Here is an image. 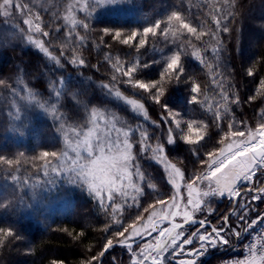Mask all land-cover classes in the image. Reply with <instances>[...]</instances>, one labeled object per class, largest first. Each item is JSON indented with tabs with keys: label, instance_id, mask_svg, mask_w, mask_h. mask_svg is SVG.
Masks as SVG:
<instances>
[{
	"label": "trees",
	"instance_id": "1",
	"mask_svg": "<svg viewBox=\"0 0 264 264\" xmlns=\"http://www.w3.org/2000/svg\"><path fill=\"white\" fill-rule=\"evenodd\" d=\"M117 1L119 3L117 8L105 10L96 17L86 12H80L76 17L77 21L89 23L93 29L91 32L76 29L80 36L85 37L86 43L83 47H79L71 42L69 47H75L77 55L85 59L86 65L83 67L73 65L67 59L57 63L35 45L26 42V46L22 47L21 44L13 43L0 48V81H8L7 77L11 75L12 81H15L17 76L20 87L22 86L21 92L28 97V89H32L40 98L36 100L39 102L41 100L48 102L50 95L57 92L54 83L62 81L60 95L57 96L55 93L56 101H53V104L64 113L69 126L86 125L92 108L110 110L126 124L131 131L136 149L135 159L143 175L139 203L129 204L123 214L127 226L139 214L146 219L148 214L143 213V209L154 204L157 199H167L175 189L166 177L163 166L158 164L149 152L141 150L138 142L141 131H146L151 140H156L158 135L168 159L172 162L179 161L185 177L190 178L199 170L201 160L219 146L227 117L221 121L208 107L192 100L190 77L197 78L205 93L204 98L208 99L210 105L214 104L218 96L211 81L212 74L206 70L201 60L190 52L182 55L184 75L181 81L169 84L162 103L168 105L171 110L180 109L184 113L189 112L188 121H203L207 125L206 135L197 144L184 141L179 143L176 136L172 142H169L167 122L164 121L162 110L144 92H138V89L126 82L120 84V91L124 96L137 99L144 104L147 115L142 116L131 109L121 96L115 95L105 86V83H110L111 80L112 63L117 61L129 64L139 61L140 66L135 78L145 81L158 80L167 63L163 57L165 42L163 39H158L138 50L136 47L118 43L109 48L100 44L99 31L105 28L121 29L126 32L142 31L150 24L155 14L159 15V19L165 20L175 9L185 14L194 25L199 26L206 11L201 7L204 0ZM177 3L181 10H177L179 6H176ZM237 3L241 12L240 22L245 18L248 19L251 12L259 14L264 11V0H237ZM64 13L62 18L56 21L57 25H64L63 30L57 32L61 33L62 37L64 32L69 31L63 20ZM0 22H2L1 18ZM258 27L249 32L242 29L240 31L238 27V35L229 38L226 48L220 53L217 61L231 74L230 76L226 74L227 81L232 85L231 90L238 92L241 97L238 104L232 105L229 116H234L237 120L245 119L249 123L255 122L259 107L264 106V102L261 101L247 102L248 97L255 93L258 78L264 76V65L255 77H249L246 71L264 55V26ZM14 38L17 40V35ZM247 40L250 42L248 46ZM50 51L54 55L60 54L54 48H50ZM109 55L112 57L111 62L105 59ZM207 55L206 59L209 63H213L212 58L215 59L217 56L211 49L208 50ZM152 60L156 62L152 63ZM3 101L4 98L0 97V155L13 158L19 153L36 155L45 150L50 151L52 146L49 145V135L59 129V121L52 115L47 117L35 114L28 118L29 120L26 118L18 123L9 117ZM156 122L160 125V129L156 127ZM59 143L55 144V151L60 149ZM13 175L10 169L0 166V194L7 193L14 196V203L10 208L12 213L8 214L9 219L0 222V229L10 228L14 232V237L0 247V264H54L55 261H63V264H83L89 256L87 248L98 251L106 239L122 227L121 224L111 222V218L87 185L69 186L62 179L55 180L46 191L44 198L35 200L34 197L31 198L26 194L24 188L27 184L39 187L37 183L41 180L40 177L25 181L20 178L13 179ZM258 180L259 185H262L264 174H258L255 183ZM229 210L230 208L219 210L211 219L213 225L224 227V217L229 214ZM263 213L264 199L255 202L249 216H245L241 230ZM229 222L232 226V221ZM105 225L108 227L105 228ZM62 228L74 230L75 233L84 231L85 236L82 240L76 241L67 232L61 231ZM238 237L235 238L229 233L227 238L230 242L222 249L218 247V250L216 249L218 253L200 260L198 264H219L220 258L229 252L228 247H234L236 242H240L239 246L244 245L245 248L248 235L243 234L242 240ZM221 250L223 252L220 253ZM130 261L131 252L126 245H114L102 258V264H130Z\"/></svg>",
	"mask_w": 264,
	"mask_h": 264
},
{
	"label": "snow or ice",
	"instance_id": "2",
	"mask_svg": "<svg viewBox=\"0 0 264 264\" xmlns=\"http://www.w3.org/2000/svg\"><path fill=\"white\" fill-rule=\"evenodd\" d=\"M105 2L106 0H99V3ZM91 4L92 0H78L76 4L67 5L68 15H65L63 20L69 31L63 34L65 41L79 47L85 45V37L80 36L76 29L85 32H91L93 29L89 23L77 21L74 13L89 11ZM237 4V0H204L201 7L206 11L199 26L194 25L182 12L175 11L166 20H157L142 31L126 32L108 28L98 30L100 44L109 48L117 43L140 49L158 39L179 41L181 50L168 57L158 80L136 79L139 61L135 64L117 61L112 63L110 83H105L115 95L122 96L145 115L147 110L144 104L137 99L124 96L120 91V84L126 82L148 93L162 110L164 121L168 125L169 142L175 139L177 129L184 133L183 139L191 144L199 143L206 135L207 125L203 121H185L178 112L162 103L169 84L181 81L184 75L182 65L184 53L190 52L201 60L206 70L212 74L211 81L218 96L214 104L210 105L208 99L204 98L205 93L197 78L190 77L192 100L208 107L221 121L227 117L219 146L201 160L199 170L190 178L185 177L179 161L172 162L168 159L162 143L159 141L153 143L148 133L141 131L138 141L141 150L149 152L165 166L175 188L167 199H157L154 204L143 209V213L148 214L146 220L139 214L125 226L123 214L129 204L139 203L143 175L135 159L136 149L131 131L126 125H121L114 114L106 111L101 113L97 108H92L86 125L69 126L64 113L56 104L49 105L47 101L41 100V107H46L59 121V130L64 136V148L58 151L45 150L35 156L19 153L9 158L0 155V166L11 170L14 173L13 179L31 181L33 177H45L52 173L76 174L98 198L111 222L122 225L119 231L106 239L98 251L87 248L89 256L83 264H102L104 253L114 245L129 246L130 264H164L165 254L171 253L181 257L179 264H196L197 257L210 245L230 242L227 238L229 234L222 225L208 226L202 231H194L191 236L184 231L185 226L196 219V214L202 210L209 196H226L245 214L253 209L256 201L264 199V186L254 181L258 173L264 172V106L259 107L254 123L229 116L232 105L238 104L241 97L238 92L231 90L232 85L227 81V76L231 74L217 62L229 38L238 35L241 12ZM34 8L42 11L55 8L57 12L59 11V5L54 0H48V7L45 6V0H38L32 7L14 0H2L0 3V13L5 16L13 15L12 10H16L23 25L24 36L46 56L57 63L67 59L73 65L81 67L86 65L85 59L77 55L75 47L66 48L61 44L57 49L59 55H54L50 51V48L54 47L53 41L60 39L55 33L63 30L64 25H57L56 21L46 22L40 11H33ZM209 49L217 54L215 59L212 58L213 63L206 59ZM105 59L112 61L111 55ZM262 65L264 55L246 70L247 75L257 76ZM6 84V81H0V85ZM61 85L62 81L53 85L57 89V96L60 95ZM27 98L40 99L32 89H28ZM256 101L264 102V76L258 78L255 93L247 100L248 103ZM235 210L234 208L232 211ZM208 211L211 212L212 208L209 207ZM237 215L242 227L245 215L240 213ZM224 221H227V217H224ZM203 223L207 225V220H203ZM107 227L108 225H105V228ZM61 231L67 232L76 241L82 240L85 236L84 231L75 233L68 228H62ZM231 234L238 237L240 231L237 228ZM13 237L12 229H0V247ZM193 239H198V247L191 246ZM54 264H63V261H55ZM237 264H264V238L253 244L247 257Z\"/></svg>",
	"mask_w": 264,
	"mask_h": 264
},
{
	"label": "rangeland",
	"instance_id": "3",
	"mask_svg": "<svg viewBox=\"0 0 264 264\" xmlns=\"http://www.w3.org/2000/svg\"><path fill=\"white\" fill-rule=\"evenodd\" d=\"M14 2H18L22 5L27 4L29 7H32V5L37 3L38 0H14ZM54 2L59 5V11L58 12H57V9H55V8H49V10H47V11H42L38 8H34L33 11H40L41 17L44 20H46L47 22L53 21L52 19H56L54 21H57L58 18L59 19L62 18L64 11H65L64 16L68 15L67 5L68 4H76L78 2V0H54ZM0 3H2V0H0ZM118 5H119V3L117 0H106L105 3H99V0H92L90 10L84 11L83 13L86 12L87 14H90L92 17H96V16L100 15L101 13H103V11H105V10H108L110 8H112V9L117 8ZM178 5L179 4L177 3L176 6H178ZM45 6L48 7V0H45ZM92 9H94V10H92ZM177 10H181L180 5L177 7ZM12 11H13V15L10 14L9 16H5V15H3V13H0V18L2 19V22H0V48L5 46V45H10L13 43L14 44H21L22 47L26 46V42L29 45H31L32 43L29 42L27 37L24 36V34H23V28H22L23 25L20 21L19 14L16 12L15 9H13ZM175 11H176V9L173 12H175ZM173 12L169 13L167 15V17L169 15H171ZM53 13H56V14L54 15ZM78 13H80V12L74 13L75 19H76ZM248 16H249L248 19L245 18L243 21L240 22V25H241V26H239L240 31L242 29L243 31L249 32L251 29L256 28V26L257 27L259 25H260V27L264 26V11L259 12V14L255 13V12H251ZM157 20H162V19H159V15L155 14L154 17H152V20L148 26L154 24ZM148 26H146V27H148ZM45 30H47V29H45ZM16 35H17V40H15V38H14V36H16ZM56 35L58 37H60V39L53 41L54 47H52V48L57 50L59 45H61V44H63L66 48L70 47L71 42L65 41L64 38L61 36V33H56ZM163 42H165V48L163 49V54H164L163 57H164V60L167 62L168 57L175 54L177 51H180L181 48H180L179 41L173 42V41L164 40ZM249 44H250V42L247 40L246 45L248 46ZM32 45H34V44H32ZM133 47H135V46H133ZM15 62L18 63L17 61H15ZM154 62H156V61L152 60V63H154ZM165 65H166V63H165ZM7 78L9 79L8 81H6L7 84L6 85H0V97L4 98V101H3L5 103L4 108L7 109L6 111L9 113V117H11L13 121L15 120L16 122L19 123L20 121H22L26 118H27L26 120H29L35 114L36 115L41 114V115H45L47 117L51 115L47 111L46 107H41V104L39 101H36L33 99H28L27 96H25L24 93L21 92L22 86L20 87V84L18 81L19 79L17 76H16L15 81H12V75H11V77L8 76ZM129 85L131 86V84H129ZM137 91L138 92H144L143 90H139V89ZM55 93L56 92H53L50 95V100L47 102L49 105L53 104L54 103L53 101H56V100H54V98L56 99ZM144 93L150 97V95L148 93H146V92H144ZM121 98L126 104H128L131 107V109L135 110L137 113L142 114V116H144L143 111H140V110L134 108L122 96H121ZM173 111L178 112L183 117V119L185 121H188L187 116H188L189 112L185 111V113H184L180 109H174ZM106 112L114 114L115 117L117 118L118 122L121 125H126L114 112H111L110 110H107ZM101 113H104V110H101ZM155 125L157 128H159V126H160L157 122L155 123ZM43 126H45V124H43ZM166 128L168 130V125ZM44 129L46 131V127H44ZM174 135L176 136L177 142H179V143L187 142L185 139H183L184 133L182 131H180L179 129H177V131L175 132ZM158 137L159 136L157 135V137H156L157 139L153 140V143H155V141H159ZM59 141H60V143H59ZM49 143H50L49 145L52 146V149L50 151H55L54 147H56L55 146L56 143L60 144L59 150L64 148L65 142H64L63 133L59 129L54 131V132H51L49 135ZM38 154H36V155H38ZM28 156H35V155H28ZM151 157H153V156L151 155ZM153 159H154V157H153ZM157 161L158 160H156V162ZM158 164L163 166L164 170L166 171V177H168V179H169L168 170L165 168V166L160 161H158ZM40 179L41 180L39 181V183H37V184H39V187H35V186H32L31 184H27L24 188L26 194L29 195V197H31V198L34 197L33 199H35V200H40V198H44L46 191L50 188L51 183L55 180L57 181V180L62 179L65 181L66 185L68 184L69 186H76V185H80V184L81 185H87L86 183L83 182L82 179L77 178L76 174H69L67 172L62 173V174L52 173L49 176H45V177L40 176ZM169 181H171V180L169 179ZM174 191H175V189H174ZM35 192H38V193H35ZM33 194H35V196H33ZM13 197H14L13 195H9L7 193L0 194V222L2 220L9 219L8 214L12 213V210L10 211V208L12 207L11 205L14 203ZM223 197H224V199H223ZM258 201H260V200H258ZM229 203H230V199H228L226 196H217V195L209 196L207 198V200L205 201V203L202 207V210L196 214V219L193 220L191 223H189L187 225V227L184 228V231L186 229L185 233L188 234L189 236H191V234L194 231L201 230V228H199L201 225L199 223L193 224V222L195 223L199 219L201 221H203V220H205L206 217L208 219H212L216 215L217 210L229 208L227 205ZM209 207L212 208L211 212L208 211ZM236 211H235V215L237 213ZM228 215L229 214H227V216ZM258 217H260V215L257 216L256 218H254L252 221L259 220L256 223H259L258 225L261 226L264 224V216L261 217V219H257ZM146 219H147V217H146ZM208 219H207V221H208ZM231 221L233 224L232 225V232H233V230H235L237 228L239 229V231L241 230V228H243V226L242 227L237 226V223L233 219ZM2 222H5V221H2ZM165 226H167V225H165ZM240 236H241V233H240L238 238H240ZM233 237L236 238L237 236H233ZM239 243L236 242L234 247H228L229 252L228 253L226 252L227 254H225L224 256H222L220 258L219 264H237L238 261L244 259L245 248L243 247L244 245L239 246ZM245 247H246V245H245ZM127 249L130 250L129 246H127ZM221 252H223V250H221L220 253ZM171 254L168 255V258L171 256Z\"/></svg>",
	"mask_w": 264,
	"mask_h": 264
},
{
	"label": "flooded vegetation",
	"instance_id": "4",
	"mask_svg": "<svg viewBox=\"0 0 264 264\" xmlns=\"http://www.w3.org/2000/svg\"><path fill=\"white\" fill-rule=\"evenodd\" d=\"M198 245H199V241H196V240L193 239V243H192L191 246L192 247H198ZM217 248H209V247H207V249L203 250V254L202 255H199V256H202V258H200L199 260H197L196 261V264H198L200 260H202V259H204L206 257H211L213 254L218 253V251H216ZM168 255H170V254H165L164 264H179V261H180L181 257H177L176 256L175 257V260H176L175 263H171V261L173 260V258L171 256L168 258Z\"/></svg>",
	"mask_w": 264,
	"mask_h": 264
},
{
	"label": "built area",
	"instance_id": "5",
	"mask_svg": "<svg viewBox=\"0 0 264 264\" xmlns=\"http://www.w3.org/2000/svg\"><path fill=\"white\" fill-rule=\"evenodd\" d=\"M264 238V224L257 227L247 238L246 247L244 252V258L249 254V249L253 244H257V242ZM259 246V245H258Z\"/></svg>",
	"mask_w": 264,
	"mask_h": 264
},
{
	"label": "crops",
	"instance_id": "6",
	"mask_svg": "<svg viewBox=\"0 0 264 264\" xmlns=\"http://www.w3.org/2000/svg\"><path fill=\"white\" fill-rule=\"evenodd\" d=\"M258 174H264V172H260V173H258ZM258 174H257V175H258ZM255 179H256V177L254 178V181H255ZM258 182H259V180H258L256 183H258ZM258 184H259V183H258ZM260 186H264V183H263L262 185H260ZM223 199H224V197H223ZM228 202H229V201H228ZM230 202H231V200H230ZM229 204H230V203H229ZM229 204H227V205H229ZM218 209H219V208H218ZM220 210H221V209H220ZM218 211H219V210L216 211V214H217ZM244 214H245V213H244ZM263 216H264V213L260 216V219H261V217H263ZM207 219H208V218L206 217L205 220H207ZM208 221H211V219H208ZM255 221H256V220H255ZM196 223H199L201 226L204 224L203 221H201L200 219L197 220L195 223L193 222V224H196ZM201 226H200V227H201ZM238 226H239V224H238ZM185 227H187V226H185ZM200 227H199V228H200ZM239 227H240V226H239ZM185 231H186V229H185ZM240 231H241V230H240ZM228 234H229V233H228ZM230 235H232V234L230 233ZM228 236H229V235H228ZM233 236H235V235H233ZM221 245L223 246V245H225V244H221ZM206 249H207V248H206ZM204 250H205V249H204ZM171 257L173 258V260L171 261V263H175L174 259H175L176 255H175L174 253H172V254H171ZM172 258H171V259H172Z\"/></svg>",
	"mask_w": 264,
	"mask_h": 264
},
{
	"label": "water",
	"instance_id": "7",
	"mask_svg": "<svg viewBox=\"0 0 264 264\" xmlns=\"http://www.w3.org/2000/svg\"><path fill=\"white\" fill-rule=\"evenodd\" d=\"M234 208H235L236 210H237V208H238V207L235 205V203H233V208H232V210H233ZM236 210H235V211H236ZM235 211H233V212H235ZM242 211H243V210L240 209V210H239V213H241ZM233 212H232V213H233ZM232 213H230V214L227 216V219L231 216ZM239 221H240V220H239ZM256 225H257V223L253 224V225L249 228V230L247 231V234H249V232H250L251 230H253V229L255 228ZM204 226H212V224H211L210 222H207V225H204ZM204 226H202V228H203ZM137 243H139V242L137 241ZM192 243H193V242H192ZM215 246H216V245H215ZM200 258H202V256H198L197 259H196V261L199 260ZM174 261H176V260L174 259Z\"/></svg>",
	"mask_w": 264,
	"mask_h": 264
}]
</instances>
